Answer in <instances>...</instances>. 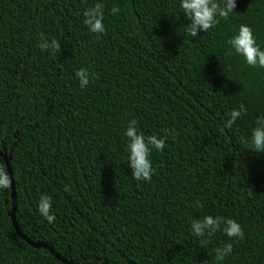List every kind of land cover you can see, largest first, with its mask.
<instances>
[{
	"label": "trees",
	"instance_id": "16d2710c",
	"mask_svg": "<svg viewBox=\"0 0 264 264\" xmlns=\"http://www.w3.org/2000/svg\"><path fill=\"white\" fill-rule=\"evenodd\" d=\"M97 3L103 33L84 24ZM233 11L189 36L179 0H0V151L28 239L80 264H264V153L247 147L264 116V68L226 44L243 24L264 50V0ZM53 39L56 52L40 48ZM130 120L146 140L164 138L148 181L127 166ZM10 193L0 189V264H62L16 235ZM41 195L52 223L36 210ZM208 215L243 235H193L191 221Z\"/></svg>",
	"mask_w": 264,
	"mask_h": 264
},
{
	"label": "clouds",
	"instance_id": "9594fccd",
	"mask_svg": "<svg viewBox=\"0 0 264 264\" xmlns=\"http://www.w3.org/2000/svg\"><path fill=\"white\" fill-rule=\"evenodd\" d=\"M235 6L236 0H220L219 4L215 0H179V9L182 10L188 21L185 26L186 34L196 36L198 32L207 31L216 23L217 17L227 19L229 13L234 12ZM101 8L102 5L97 3L84 13V24L93 33H103L104 31ZM117 11L116 8L112 9L113 13ZM226 44L248 66L264 68V50H261L256 44L252 31L247 25L241 24L236 33L226 40ZM40 48L48 49L54 53L59 49V44L54 39L50 43L43 41ZM75 77L81 89H84L90 80L89 72L83 68L75 72ZM245 111L243 104L232 109L223 123V128L231 127ZM123 136L126 138L127 166L131 170V177L136 181L150 180L153 173L149 159L150 150H161L165 146L164 138L158 139L156 136H150L146 140L144 135L137 130L135 120L128 122ZM247 147L254 153H264V116L257 117L255 126L250 130ZM10 184L9 173L3 161L0 160V189H8ZM50 209L51 197L41 195L36 210L48 223H52L54 220ZM217 229L221 230L229 239L239 238L243 235L240 224L233 219L208 215L202 219H194L190 223V231L197 237L211 234ZM230 251V245L215 249L216 260L222 261Z\"/></svg>",
	"mask_w": 264,
	"mask_h": 264
},
{
	"label": "water",
	"instance_id": "95a60500",
	"mask_svg": "<svg viewBox=\"0 0 264 264\" xmlns=\"http://www.w3.org/2000/svg\"><path fill=\"white\" fill-rule=\"evenodd\" d=\"M0 158L3 160L6 170L9 173L11 184H10V197H11V210L9 213L11 225L16 233V235L21 238L24 242H26L29 246L35 249H44L50 253V255L55 258L58 262L62 264H80L73 261H70L61 255H59L50 245H48L45 242H33L32 240L28 239L19 229L17 222H16V209H17V201H16V192H15V186H14V180H13V172L11 168V157L8 155V153L5 150L0 151ZM100 264H109V263H100Z\"/></svg>",
	"mask_w": 264,
	"mask_h": 264
}]
</instances>
